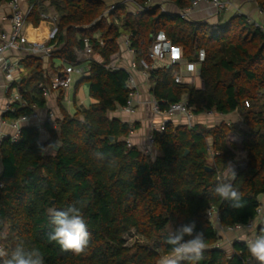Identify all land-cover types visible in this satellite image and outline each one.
Returning a JSON list of instances; mask_svg holds the SVG:
<instances>
[{"label":"trees","instance_id":"16d2710c","mask_svg":"<svg viewBox=\"0 0 264 264\" xmlns=\"http://www.w3.org/2000/svg\"><path fill=\"white\" fill-rule=\"evenodd\" d=\"M112 1L31 0L34 8L27 21L33 25L39 26L41 13L49 9L59 15L53 58L77 64L76 50L84 49L88 38L93 55L102 61L90 60L89 75L82 80L89 82L96 103L74 115L62 108V118H55L56 128L44 125L48 141H42L39 128L33 125L23 126L17 140L2 139L0 244L8 250L21 241L35 246L44 264H159L170 249L165 243L169 232L195 221L207 241L199 264H248L252 257L246 242L235 241L232 253L218 245L219 231L208 211L216 208L220 224L227 228L248 224L262 205L264 26L243 13L224 23L185 19L178 12L163 11L159 4L141 14L127 5L105 14ZM136 1L145 7L149 0ZM170 1L183 10L195 0ZM255 1L264 12V0ZM160 31L182 49L184 60L190 63L205 51L200 63L203 88L177 83L179 64L149 72L152 94L161 110L186 99L194 114L239 113L241 122L222 121L208 127L168 121L164 130L154 133L158 153L153 156L133 145L129 140L133 127L113 116L127 105L131 89L128 71L111 63L123 49L126 34L141 69V60L151 62L149 51ZM22 62L29 74L18 87L26 106L15 104V111L5 113L10 119L30 115L34 105L44 106L43 88L51 83L42 59L27 56ZM48 145H57L56 152L45 153ZM96 152L104 153L105 159H97ZM239 152L245 153L246 166L233 169V179L229 168ZM221 182H231L242 193L244 207L234 209L213 194ZM77 201L91 234L89 247L81 255L62 252L48 240L53 226L47 210ZM261 230L264 213L257 234ZM131 232L139 239L128 244L126 235Z\"/></svg>","mask_w":264,"mask_h":264},{"label":"built area","instance_id":"2783aa9c","mask_svg":"<svg viewBox=\"0 0 264 264\" xmlns=\"http://www.w3.org/2000/svg\"><path fill=\"white\" fill-rule=\"evenodd\" d=\"M26 0H9V6L11 10V30L8 34H4L0 38V71L3 73L6 84L4 85L5 93L8 95L11 93L8 99V104L2 110L3 113L15 111V104L26 106V102L22 94L19 91L18 73L20 72V59L19 57H12L14 53H18L20 56H34L40 59L53 58L58 45L59 35V15L54 10H48L41 13V18L48 21L51 27L44 40L37 41L29 37L26 32L27 19L34 8V3L24 8L23 3ZM130 0H113L110 7L106 10L105 14H109L119 6L128 5ZM240 0H195L193 5L180 10L178 13L185 19H192L194 13L201 10V6L212 9L216 14L227 9L234 8L236 11L240 7L238 6ZM136 4L134 12L141 14L153 5L154 0H149L146 6L140 5L136 0H132ZM165 11V10H164ZM84 51L88 55H92L94 50L90 44L88 38L84 40ZM129 35L122 36L123 49L134 58L131 64L126 70L129 73L128 84L131 89L130 99L123 109L129 114H135L137 111V103L140 102L139 97L141 94V86L136 77V72H141L145 77H149V72L159 67H170L173 65H180V74L176 76L175 81L177 83H183V73L188 70L190 62L184 60L182 49L173 44L170 41L164 31H160L150 48L149 58L151 62L143 59L140 61L141 69L138 67V63L135 60V52L131 48ZM65 67L61 73H56L51 79V83L43 88L45 97H48L52 92L59 90L69 89L72 85V74H83L84 70L77 64L69 63L65 59H61ZM205 60V51L201 50L198 53V61L194 62L200 64ZM161 64V66H159ZM12 91H15L13 94ZM152 110L155 116H158L160 120L158 122H152L150 133L148 135V147L145 150L146 154H153L152 148L154 147V133L164 130L168 121H173L176 116H183L187 120V125L192 126L195 118V114L188 106L187 100L183 99L181 102L170 105L167 110H161L159 103L154 99L152 102ZM34 111L30 115L21 116L16 118L12 122V127L16 130L15 135L11 138L17 140L20 135V131L23 123L30 122L33 119H39V115L36 110V106H33ZM208 114H212L213 110L206 111ZM56 115L53 111H50L46 118L45 123L54 124ZM2 186L0 182V187ZM264 213V207L258 209V215L255 219L250 220L246 225H237L233 227H223L220 224L219 214L216 208L208 211V216L217 227L219 232L227 229L229 231L236 230L238 228H247L249 230L256 229L257 221L262 217ZM0 247L2 245L0 244Z\"/></svg>","mask_w":264,"mask_h":264},{"label":"crops","instance_id":"0c3cea01","mask_svg":"<svg viewBox=\"0 0 264 264\" xmlns=\"http://www.w3.org/2000/svg\"><path fill=\"white\" fill-rule=\"evenodd\" d=\"M31 0H26L23 3V7L26 8ZM211 10V9H209ZM207 9H201L197 13L194 14V19L196 20H207L210 22H216L211 20V16ZM262 14V13H261ZM263 15V14H262ZM220 16L216 19L218 20ZM263 23L261 24L264 26V17H262ZM258 20V18H257ZM51 27V24L43 20L41 21L39 26H35L30 22H27L26 25V32L29 37L33 40L41 41L44 40L47 36V33ZM11 30V10L9 6V1L7 2H0V38L4 34H8ZM99 34H96L98 36ZM76 54L78 56V63L77 65L80 66L83 70V74H72V85L69 89H66L62 92L54 91L48 97H46V104L44 106H36V110L39 119H33L30 122L23 123V126L26 125H33L39 128L41 133V139L43 142H46L50 138L49 132L45 128L44 119L48 115L50 111H53L56 115V118H62V111L63 108L67 113L74 115L77 110H85L93 103H96V99L91 97L90 95V84L89 82L86 83L82 82V80L89 75V62L92 59H97L102 61L101 57L98 55H88L83 49H77ZM19 57L20 59V72L18 73V81L19 84L22 82L23 78L27 77L29 72L22 60L27 56H20L18 53H14L12 57ZM134 58L132 54L122 49L119 53L112 57L111 66L114 68H123L126 69L130 66L131 61ZM43 61V69L45 74L50 79L56 73H61L64 69L65 65L60 58H46L42 59ZM161 66V64H159ZM136 77L141 86V94L139 97L140 102L137 103V111L135 114L127 113L123 107L113 113V116L119 117L121 120L128 122L132 127V132L130 135V142L133 145L138 146L142 151L145 152L146 148L148 147V135L150 133L151 124L152 122H158L160 118L153 114L152 110V101L155 99L152 94L153 83L149 79V77H145L141 74V72H136ZM183 81L185 83H191L195 85L197 88H203L204 83L200 77V64L191 63L188 66V70L183 73ZM6 84L5 78L3 73L0 71V143L3 138L5 137H12L15 135L16 130L12 127V122L14 119H10L5 116V113L2 110L8 104V99L10 94H6L4 90V85ZM14 94L15 91H12ZM236 113L224 115L216 112L213 110L212 114H208L206 112L201 114H195L194 124H202L206 126H214L217 123L222 121H227L229 116L234 115ZM216 119L218 121L216 122ZM173 122L176 124H187V120L183 116H176L173 119ZM216 122V123H215ZM228 122V121H227ZM54 128L57 127L56 122L54 124H50ZM57 149V145L51 146L48 145L45 148V153H55ZM153 154H157L158 152L155 148H152ZM246 156V155H245ZM3 166L0 159V175L2 172ZM227 178H231V175H227ZM259 200L264 207V194L259 197ZM260 220V219H259ZM257 221V226L259 223ZM257 226L254 230H249L245 227L238 228L233 231H229L224 229L223 231L219 232L220 240L218 245L227 252H233V243L235 241H243L247 242V240L252 239L255 235H257ZM248 264H256V261L252 257Z\"/></svg>","mask_w":264,"mask_h":264},{"label":"clouds","instance_id":"9594fccd","mask_svg":"<svg viewBox=\"0 0 264 264\" xmlns=\"http://www.w3.org/2000/svg\"><path fill=\"white\" fill-rule=\"evenodd\" d=\"M94 155L99 160L105 159L102 152ZM230 169L234 179L236 173L231 167ZM213 194L228 202L234 209L244 207L242 193L231 182L218 183ZM47 213L53 226L48 233V240L59 245L62 252L84 254L89 247L91 234L79 202H73L62 209L49 208ZM165 243L170 249L159 264H199L207 250L205 234L197 229L195 221L174 227L167 235ZM246 243L256 264H264V230ZM0 264H44V257L39 248L29 247L21 241L11 250L0 247Z\"/></svg>","mask_w":264,"mask_h":264},{"label":"rangeland","instance_id":"374dc122","mask_svg":"<svg viewBox=\"0 0 264 264\" xmlns=\"http://www.w3.org/2000/svg\"><path fill=\"white\" fill-rule=\"evenodd\" d=\"M131 1L132 0L128 1L127 6L129 7V9L135 10L136 4L134 2H131ZM154 4H159L163 11L164 10L170 11V12H179L180 11L179 9H177L173 5V3L170 0H154L153 5ZM238 6L240 8L237 9V11L234 8H232V9H227L225 11H222L219 14H216L214 10H212V9L209 10V8H206L205 6H201V9L209 10L211 20L216 21V22L222 20L221 22L224 23L225 20H227L228 18H230L234 14L243 13V14H246L248 17H250L251 22H254V23L259 24V25H261L263 23L262 17H264V12L259 8V5L255 0H240L238 3ZM198 10H197V12H198ZM219 16H220V18L218 20H216ZM257 18H258V20H257ZM192 19H194V16ZM86 83H88V82H86ZM217 121H218V119H216V122ZM227 121L228 122H238V121L241 122L240 114L236 113L234 115L229 116ZM193 124H194V122H193ZM232 137L235 138L236 140H239L238 135H235V136L233 135ZM152 155L155 156L156 154H152ZM245 166H246L245 153L239 152L238 158L236 159V161H234L230 165V167L232 169H236V168L240 169V168H244ZM230 170L231 169L229 168V171ZM126 239H127L128 244H133L136 240L139 239V237L135 234V232H131V233L126 235Z\"/></svg>","mask_w":264,"mask_h":264},{"label":"water","instance_id":"95a60500","mask_svg":"<svg viewBox=\"0 0 264 264\" xmlns=\"http://www.w3.org/2000/svg\"><path fill=\"white\" fill-rule=\"evenodd\" d=\"M111 139H112V140H114V138H113V137H112ZM187 153H188V152H187ZM207 169H208V170H210L211 168H210V167H207Z\"/></svg>","mask_w":264,"mask_h":264}]
</instances>
